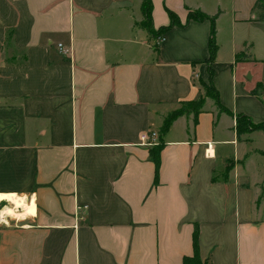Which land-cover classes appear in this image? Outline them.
Here are the masks:
<instances>
[{
    "label": "crops",
    "instance_id": "crops-1",
    "mask_svg": "<svg viewBox=\"0 0 264 264\" xmlns=\"http://www.w3.org/2000/svg\"><path fill=\"white\" fill-rule=\"evenodd\" d=\"M149 1L153 30L182 27L153 40L140 0H0V264H181L194 232L204 264H264V133H234L264 121L255 0ZM194 11L217 14L210 78ZM203 84L223 111L160 134Z\"/></svg>",
    "mask_w": 264,
    "mask_h": 264
},
{
    "label": "trees",
    "instance_id": "trees-1",
    "mask_svg": "<svg viewBox=\"0 0 264 264\" xmlns=\"http://www.w3.org/2000/svg\"><path fill=\"white\" fill-rule=\"evenodd\" d=\"M150 10H151L150 1L140 0V12L142 15V21L140 22L139 26L142 29H144L147 32L148 36L152 38L153 40H156V41L159 40L162 34H164L166 31H168L170 28L174 26L182 27L180 23L178 22V19L176 18V16L168 12L167 13L168 24L164 27L158 28L157 30H153L151 27ZM251 13L254 16L255 21L264 22V0H255L251 8ZM216 16L217 14L213 16H207L200 12L194 11V12H188L187 18H186V23L191 20V21H196V22L208 21L210 24L209 36H208V42H207L208 56L206 59V63L208 64L209 78L212 75L210 65L213 62L214 55L216 52V45L214 41V35H215L214 21L216 19ZM203 87H204V96L198 97L195 101H192V102L182 103L177 110L170 112L166 117L163 118L162 124L159 128L160 134H164L168 130L172 121H174V119H176L178 116H181L185 113H191L193 115L197 114L202 108V105L204 103V97L211 98L214 101V104L217 105L218 110L223 111L222 108L218 105L217 94L215 90L212 88V86L203 84ZM259 88L260 86H255V88L251 90L250 94L257 96V90ZM255 131H260L264 133V121L258 124H253L247 117L243 115H237L235 117L234 133H235L236 140H239L241 135L249 134ZM160 147L161 145L158 143L156 146L152 148L153 150H152L151 155L154 160V163H156V157H157L156 155ZM226 170H228V168H226ZM181 264H204L200 262L198 258L195 232L192 236V255L190 257H184L182 259Z\"/></svg>",
    "mask_w": 264,
    "mask_h": 264
},
{
    "label": "clouds",
    "instance_id": "clouds-1",
    "mask_svg": "<svg viewBox=\"0 0 264 264\" xmlns=\"http://www.w3.org/2000/svg\"><path fill=\"white\" fill-rule=\"evenodd\" d=\"M15 194H0V200H13V196ZM24 201L20 200L19 204H17L16 206L19 207L20 204H23ZM5 215H10V216H15V213L12 211V209L9 208H5L4 210H0V223H7V221L4 219ZM20 218V217H17Z\"/></svg>",
    "mask_w": 264,
    "mask_h": 264
},
{
    "label": "built area",
    "instance_id": "built-area-1",
    "mask_svg": "<svg viewBox=\"0 0 264 264\" xmlns=\"http://www.w3.org/2000/svg\"><path fill=\"white\" fill-rule=\"evenodd\" d=\"M160 40V39H159ZM157 40V42L159 41ZM60 51H62V48L60 45L57 46ZM63 52H66V50H63ZM156 134L153 132L150 133H144L139 136V142L140 144L144 146H154L156 145Z\"/></svg>",
    "mask_w": 264,
    "mask_h": 264
},
{
    "label": "bare ground",
    "instance_id": "bare-ground-1",
    "mask_svg": "<svg viewBox=\"0 0 264 264\" xmlns=\"http://www.w3.org/2000/svg\"><path fill=\"white\" fill-rule=\"evenodd\" d=\"M5 208H3L2 210H4ZM25 214V213H24ZM8 216H10V215H8ZM17 216V215H16ZM14 217V216H13Z\"/></svg>",
    "mask_w": 264,
    "mask_h": 264
},
{
    "label": "rangeland",
    "instance_id": "rangeland-1",
    "mask_svg": "<svg viewBox=\"0 0 264 264\" xmlns=\"http://www.w3.org/2000/svg\"><path fill=\"white\" fill-rule=\"evenodd\" d=\"M8 203H10V202H8ZM3 208H0V210H2ZM8 216V215H7Z\"/></svg>",
    "mask_w": 264,
    "mask_h": 264
}]
</instances>
